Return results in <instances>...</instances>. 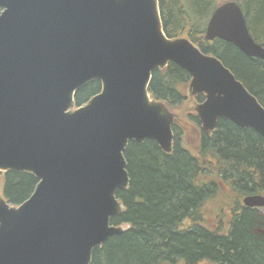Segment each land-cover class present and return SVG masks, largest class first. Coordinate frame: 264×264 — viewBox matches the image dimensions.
I'll return each mask as SVG.
<instances>
[{
    "label": "water",
    "instance_id": "obj_1",
    "mask_svg": "<svg viewBox=\"0 0 264 264\" xmlns=\"http://www.w3.org/2000/svg\"><path fill=\"white\" fill-rule=\"evenodd\" d=\"M0 9V172L37 180L17 205L0 196V264H90L124 231L111 219L123 212L128 143L172 151L173 113L148 91L169 62L204 94L195 108L204 130L228 119L264 138V107L217 57L165 35L158 0H0ZM204 36L264 61L235 1L214 9ZM93 80L100 91L76 106ZM242 203L264 208V195Z\"/></svg>",
    "mask_w": 264,
    "mask_h": 264
},
{
    "label": "trees",
    "instance_id": "obj_2",
    "mask_svg": "<svg viewBox=\"0 0 264 264\" xmlns=\"http://www.w3.org/2000/svg\"><path fill=\"white\" fill-rule=\"evenodd\" d=\"M227 1L240 6L250 35L264 47V0H158L163 31L168 38L186 37L217 57L264 107V61L204 36L205 22ZM188 76L172 62L155 69L150 96L178 106ZM100 89L98 80L85 84L76 91L75 104L86 103ZM190 120L197 119L189 115ZM194 129L195 142L187 145L184 129L173 126L170 153L152 141L128 144L129 185L116 194L123 212L111 219L126 228L95 248L90 264H264V215L241 203L246 195H264V138L228 119H219L209 133ZM36 184L30 173H0V192L9 204L24 201ZM226 193L234 197L229 218L223 213L228 203L221 199ZM216 199L212 227L205 213L212 212L208 207Z\"/></svg>",
    "mask_w": 264,
    "mask_h": 264
},
{
    "label": "rangeland",
    "instance_id": "obj_3",
    "mask_svg": "<svg viewBox=\"0 0 264 264\" xmlns=\"http://www.w3.org/2000/svg\"><path fill=\"white\" fill-rule=\"evenodd\" d=\"M207 22H205L206 25ZM181 92L183 95H186V97L180 102L178 107H169L170 111L175 115V119L177 123H180L179 126H181V129H184V142L188 145L194 144L195 142V135H194V125L193 122L189 121V115H192L195 113V105H196V99L193 98L189 93L187 94V86L185 85L184 87L181 88ZM188 95V96H187ZM194 125V126H193ZM2 173V172H0ZM0 196L3 197V194L0 192ZM221 196V195H220ZM221 199L225 200L228 203V206H226L223 209L224 215H226L227 218L230 217V211L232 206L234 205L233 203V196L223 195ZM219 202L218 199L210 203V206L208 209L212 211L211 213H205V220L208 222V225L214 227L215 222H216V212H217V203ZM227 205V204H226ZM259 214L264 215V208L262 209H257ZM215 211V212H214ZM225 211V212H224ZM214 212V213H213ZM124 228H126L124 226ZM201 264H210L203 262Z\"/></svg>",
    "mask_w": 264,
    "mask_h": 264
},
{
    "label": "flooded vegetation",
    "instance_id": "obj_4",
    "mask_svg": "<svg viewBox=\"0 0 264 264\" xmlns=\"http://www.w3.org/2000/svg\"><path fill=\"white\" fill-rule=\"evenodd\" d=\"M162 69V68H161ZM189 75V74H188ZM151 77H152V74H151ZM190 80H191V76L189 75L188 77H187V82L182 86V87H184L185 85L187 86V94L189 93L193 98H195L196 99V97L197 96H199V95H203V99L201 100V101H196V105H195V108H196V106L198 105V104H200V103H202L203 101H204V94H198V95H193V94H191V92H190V90H189V83H190ZM151 81V80H150ZM149 88V87H148ZM180 93L182 94V92L180 91ZM183 95V94H182ZM188 96V95H187ZM186 97V95H183V99ZM152 98V97H151ZM152 99H154V98H152ZM155 100H157V101H162V102H164V104H166V106L169 108V106L167 105V103L165 102V101H163V100H158V99H155ZM180 104V103H179ZM178 104V105H179ZM76 105V104H75ZM77 106V105H76ZM176 107H178V106H176ZM169 110H170V108H169ZM191 116H193V117H196V122H193L192 120H190L191 122H193L194 123V125L196 126V127H198L199 129H201V131H204V132H211V131H213V130H210V131H206V130H204L203 128H202V124H201V122H200V120H199V117L197 116V113H196V111H195V113H193ZM219 120V119H218ZM180 123H177L176 122V119H175V115L173 114V122H172V124H171V130H172V133H173V143H174V131H173V126H177V125H179ZM216 127V126H215ZM147 141H151V140H147ZM132 142H134V141H132ZM152 142H154V141H152ZM130 143V142H129ZM128 143V144H129ZM137 143V142H136ZM155 143V142H154ZM173 147V146H172ZM2 173H4V172H2ZM262 195V194H261ZM242 199H243V197H242ZM242 199H241V203H242ZM242 206H243V203H242ZM245 207V206H244ZM250 209H253V210H255L256 212H258V210L257 209H262V208H258V207H256V208H250ZM124 226V225H123ZM125 231V230H124ZM123 231V232H124ZM122 232V233H123Z\"/></svg>",
    "mask_w": 264,
    "mask_h": 264
}]
</instances>
